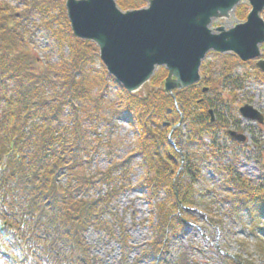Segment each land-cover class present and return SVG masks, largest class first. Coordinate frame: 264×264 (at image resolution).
Here are the masks:
<instances>
[{"label": "trees", "instance_id": "16d2710c", "mask_svg": "<svg viewBox=\"0 0 264 264\" xmlns=\"http://www.w3.org/2000/svg\"><path fill=\"white\" fill-rule=\"evenodd\" d=\"M6 1L0 0V230L14 235L18 242L7 245L0 264L6 258L21 264H91L85 235L92 228L112 237L115 233L114 240L125 250L129 238L123 219L115 218L114 222L119 236L105 219L114 218L113 205L130 189L137 157L141 166L147 167L137 187L155 211L148 221L154 235L141 249L136 264L144 260L171 264L163 258L169 231L176 237L192 219L183 215V206L206 204L196 189L201 179L200 163L197 155L189 157L187 151H203L207 138L216 141L218 135L228 137L237 107L235 102L228 106L227 118L218 111L227 102L217 86L236 88L235 68L244 64L234 55L214 54L213 62L202 65V82L174 91V97L165 93L168 73L164 69L157 71L145 89L130 94L108 75L96 45L72 35L65 0H18L20 8L6 6ZM117 2L125 11L146 6L143 0ZM34 17L37 24L31 23ZM34 27L48 33L58 64L53 65L46 56L43 67L32 53L27 39L32 38ZM258 73L264 82V74ZM94 82H98L96 93ZM205 87L214 101L204 98ZM112 91L116 105L109 104ZM109 108L111 116L125 115L138 129L135 154L104 172L84 176L80 169L86 165L83 156L88 144L82 128L84 117L88 115L97 123L109 121L103 115ZM211 109L216 116L214 123ZM179 124L184 125L187 135L182 153L169 141ZM211 148V156L200 157V161L221 157L215 144ZM260 171L259 186L230 174L224 185L235 192H228L222 201L230 202L231 218H247L248 234L258 240L257 252L264 257V163ZM97 189L103 195L95 197ZM161 194L165 196L162 202ZM210 225L223 227L213 216ZM59 244L65 246L66 253L57 251ZM179 258L173 264H194L185 255ZM241 263L252 264L243 262L241 256L225 259V264Z\"/></svg>", "mask_w": 264, "mask_h": 264}, {"label": "rangeland", "instance_id": "374dc122", "mask_svg": "<svg viewBox=\"0 0 264 264\" xmlns=\"http://www.w3.org/2000/svg\"><path fill=\"white\" fill-rule=\"evenodd\" d=\"M143 1L147 3L148 0ZM4 4L12 8H20L21 6L18 0H7ZM248 5L249 3L244 1L229 16V19L214 21L212 29L223 27L229 30L236 25L238 26L246 19V17L242 18L243 14L247 12L246 15H248L250 10ZM261 16L264 20V13ZM31 23L37 24V18L31 19ZM31 37V39H27L28 46L39 59V63L44 67L46 56H50L51 63L53 65L58 64V54L53 48L48 33L44 30H36L34 27ZM262 53L264 55V51ZM214 58L213 55L208 56L204 59L203 64L205 60L212 61ZM257 68L249 62L244 65L239 64L235 68V77L238 79L237 87L225 88L222 84L217 86L227 102L218 111L227 118V108L235 102L237 113L231 120L230 130L245 135V142L237 143L231 138L218 135L215 137L216 141H212L210 138L206 139L207 146L203 151L197 148H191L187 151L189 157L192 154L197 155V161L200 163L198 169L201 171V179L196 189L199 191L198 198L206 204L191 207L197 208L198 213L188 211L184 207H189L183 206L182 211L185 212L183 215L191 217L189 222L195 223V225L190 226L186 223L181 233L176 237L172 230L169 231V239L163 258L171 264L178 261L179 257L183 255L193 261L194 264H225V259L237 258L238 256L242 257L243 262L264 264V257H261L257 252L258 240L248 234L247 218L240 216L235 219L231 218L228 214L231 208L230 202L222 201L228 192L231 194L235 192L224 185L230 174L241 180L252 182L256 186H259L261 181L262 172L260 170L261 164L264 163V126L243 120L238 113L240 107L249 104L264 114V82L260 80L259 68L258 70ZM94 84V93H96L99 91L98 82H94ZM208 90H204V98H210L214 101L216 98H213ZM116 99V94L112 91L108 97L109 104L116 105ZM103 115L109 121L97 123L88 119V115L84 117L82 128L88 136V144L83 156L86 165L84 168H80L84 176L90 173L104 172L113 163L125 160L129 158L128 156L135 154L134 150L140 134L138 129L129 122V117L123 115L115 118L111 116L112 110L110 108ZM185 132L186 129L182 124L177 125L170 134L180 147V153L183 152L182 149L185 150L184 145L187 140ZM214 144L217 147L216 152H221V157H209L208 160L200 161V157L211 156V152H213L211 146ZM134 161V170L129 180L130 189L124 191L113 205L114 218L112 219L110 216L105 219L108 221L110 229H113L117 236L120 234L114 225L115 218L123 219L129 238L128 247L124 250L122 245L114 240L115 233L112 237L102 229L92 228L85 235V242L90 248L88 262L91 264H136V259L141 258V249L145 248V245L152 240L154 233L149 228L151 226H148V221L155 208L148 204L144 193L137 187L141 178L146 175L147 167L141 166L142 162L138 157ZM77 171L80 172L79 169ZM93 195L98 197L103 195V192L97 189ZM164 197V194H161L160 202L163 201ZM211 216L217 222H222L223 227L210 225ZM194 226H198L200 229ZM219 249L223 254L219 252ZM57 251L60 253L67 252L65 246L61 244L58 245ZM140 264L154 263L144 260Z\"/></svg>", "mask_w": 264, "mask_h": 264}, {"label": "water", "instance_id": "95a60500", "mask_svg": "<svg viewBox=\"0 0 264 264\" xmlns=\"http://www.w3.org/2000/svg\"><path fill=\"white\" fill-rule=\"evenodd\" d=\"M116 0H66L72 34L99 48L103 65L119 85L135 94L158 69L167 71L165 93L195 86L201 80L203 59L210 52L235 54L244 63L257 60L264 45V0H150L146 8L123 12ZM248 1L246 21L232 29L218 27L237 5ZM257 67L264 73V61ZM243 120L264 125V114L246 104ZM214 123V111H209ZM228 134L238 142L246 136Z\"/></svg>", "mask_w": 264, "mask_h": 264}]
</instances>
